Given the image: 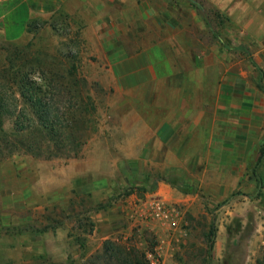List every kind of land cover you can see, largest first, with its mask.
Masks as SVG:
<instances>
[{"label":"crops","instance_id":"obj_1","mask_svg":"<svg viewBox=\"0 0 264 264\" xmlns=\"http://www.w3.org/2000/svg\"><path fill=\"white\" fill-rule=\"evenodd\" d=\"M58 13L81 21L96 80L113 91L114 164L177 174L127 213L146 221L152 198L205 199L263 220L264 0H0L7 27Z\"/></svg>","mask_w":264,"mask_h":264},{"label":"rangeland","instance_id":"obj_2","mask_svg":"<svg viewBox=\"0 0 264 264\" xmlns=\"http://www.w3.org/2000/svg\"><path fill=\"white\" fill-rule=\"evenodd\" d=\"M13 24H0V90L16 92L21 111V78L58 94L49 103L80 118L71 133L83 144L65 149L43 133L19 135L15 119L3 117L9 138L18 134L37 148L30 153L0 143V264H112L101 257L107 241L142 255V264L264 263V217L257 219L256 209L243 206V218H226L221 204L202 199L173 204L171 222L133 219L130 201L150 198L161 178L177 187V174L114 164L121 158L114 94L96 80L80 20L58 13L31 19L25 30Z\"/></svg>","mask_w":264,"mask_h":264},{"label":"trees","instance_id":"obj_3","mask_svg":"<svg viewBox=\"0 0 264 264\" xmlns=\"http://www.w3.org/2000/svg\"><path fill=\"white\" fill-rule=\"evenodd\" d=\"M51 93V92H50ZM72 92H68L70 94ZM18 94L20 99L23 100L26 109L20 110L16 101H19L17 93H4L0 90V143L6 142L10 147L14 149H24L30 153H35L37 143L33 141H24V138H20L19 135L24 132L46 134L50 143H53L58 148L64 147L67 149L70 143L72 145L77 144L80 140H77L73 136L71 131L74 124L79 123V119L76 118V114L71 115V111L67 110L68 114L61 110L60 107H56V103H49L53 98L59 97L58 94L51 93L44 90L39 86V83L29 80L26 82L25 78H21V84L18 87ZM73 98H79V93L74 92ZM10 96V97H9ZM49 97V98H48ZM64 98V95L62 96ZM13 101V103L11 102ZM53 101V100H52ZM28 112V119L24 125L22 122L23 114ZM9 115L15 119L16 132L19 134L15 138H9L4 130V116ZM67 117V119H66ZM80 124V123H79ZM83 124V123H82ZM66 130L69 131L66 136ZM12 139V140H11ZM11 140V142H10ZM83 143L80 142L76 147L81 148ZM51 148V147H50ZM78 154V153H76ZM264 157V147L261 153V159ZM260 184H263L260 182ZM212 236H215L212 232ZM101 257L109 258L112 264H142V255L137 254L135 251L131 252L125 248H120L111 241H107L104 245V252ZM264 264V263H262Z\"/></svg>","mask_w":264,"mask_h":264},{"label":"built area","instance_id":"obj_4","mask_svg":"<svg viewBox=\"0 0 264 264\" xmlns=\"http://www.w3.org/2000/svg\"><path fill=\"white\" fill-rule=\"evenodd\" d=\"M174 209L160 198H152L151 203L149 204L148 212L145 211L147 218L151 220H160L171 222L174 220ZM173 224H175L173 222Z\"/></svg>","mask_w":264,"mask_h":264}]
</instances>
